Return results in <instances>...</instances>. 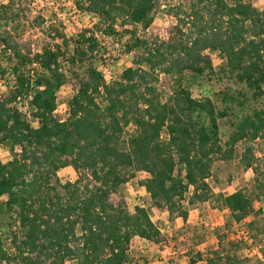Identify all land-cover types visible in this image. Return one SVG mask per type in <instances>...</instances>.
Here are the masks:
<instances>
[{
	"label": "trees",
	"instance_id": "1",
	"mask_svg": "<svg viewBox=\"0 0 264 264\" xmlns=\"http://www.w3.org/2000/svg\"><path fill=\"white\" fill-rule=\"evenodd\" d=\"M161 1L167 0H72L78 11L98 17L108 37L116 35L117 22L132 27L126 52H137L135 67L113 83L88 66L67 102L64 120L54 112L56 93L66 82L59 64L65 53L58 45L35 53L20 49L11 35L19 19L16 3L0 5V46L13 76L0 98V146L11 156L5 163L0 160V215L13 214L17 225L11 232L14 256L0 239V263L126 264L133 238L155 245L166 241L144 209L135 207L130 213L121 200L111 201L122 184L136 172H146L149 178L142 186L151 203L173 215L183 203L208 201L207 180L215 159L230 160L238 143L264 135V108L235 116L225 142L218 124L230 116L234 103L243 106L264 95L262 13L247 0H188L187 11L177 5L183 17L174 13L179 35L148 43L136 36V28L150 27ZM79 39L67 59L72 65L82 64L99 47L88 31ZM205 51L221 56L223 71L242 85L249 99L239 102L237 95L223 92L192 95L191 87L213 73ZM4 74L0 67V77ZM159 74L173 79L164 101L155 87ZM20 100L28 101L36 127L16 106ZM218 103L225 107L219 109ZM251 155L246 147L241 158L245 169L252 166ZM66 167L79 172L74 182L58 180L57 173ZM221 203L230 224L244 223L250 235L246 240L231 237L225 246L198 253L190 264H264L260 258L240 256L242 246L249 249V242L264 234V215L249 221L252 200L241 190ZM179 217L187 218L183 208Z\"/></svg>",
	"mask_w": 264,
	"mask_h": 264
},
{
	"label": "rangeland",
	"instance_id": "2",
	"mask_svg": "<svg viewBox=\"0 0 264 264\" xmlns=\"http://www.w3.org/2000/svg\"><path fill=\"white\" fill-rule=\"evenodd\" d=\"M8 1L0 0V5L7 4ZM247 1L262 13L264 20V0ZM14 2L16 3L15 13L19 15V19L11 28L14 43L23 51L31 53L38 52L43 47H54L55 45L60 46L61 51L65 53L64 57L59 59L60 70L64 73L66 82L56 93L57 106L54 114L58 119H66L67 102L77 89L78 83L85 77L88 66L91 65L101 72L107 83L117 81L125 69L135 67L133 63L137 50L126 52V45L132 41L129 34L132 27H121L119 22L116 23V35L109 36L113 41L119 43V48L115 49L112 47V41L105 40L106 37L108 38L102 34L105 25L98 17L78 11L74 8L72 0H14ZM177 5L181 6V11H187L189 2L188 0L161 1L154 11L150 27L146 30L140 27L136 28V36L145 39L148 43L168 41L178 36V21L174 17V13H179L181 17H183V13ZM171 7L175 9L173 12L170 10ZM86 31L95 36L99 47L91 56H87L82 64L72 65L67 59L69 55H72L76 42L80 40V34ZM63 43H66L67 47ZM204 53L212 59L213 73L191 87L192 95L196 98L212 97L213 94L223 92L228 96L237 95L239 102L244 101V97L249 99L250 95L246 96L242 85L236 84L229 78L228 73L223 71L224 61L221 56L217 52L205 51ZM7 56L2 52L0 46V67L5 69L4 76L0 77V98L13 84ZM172 84L171 77L163 74L158 75L155 87L162 101L170 95ZM16 106L30 125L36 127L37 123L31 115L28 101L20 100ZM217 106L219 109L225 107L221 103H218ZM230 107L228 111L230 116L218 121L219 137L222 142L227 141L233 129L235 116L238 118L244 113L250 112L251 109L264 108V95L257 101L245 102L243 106H239L236 102ZM131 129L128 127L127 131L130 132ZM166 137L165 134H162L163 139ZM246 147L252 149L250 156L252 166L249 169H245L241 163ZM10 158L8 150L4 146H0V160L5 163ZM57 177L61 183L74 182L79 177V172L71 167H66L57 173ZM148 178L149 175L146 172H136L132 179L118 188L117 192L112 195L111 201L121 200L125 209L130 213L134 211L135 207H140L139 204H142L144 206L142 209L148 213L166 242L155 245L137 237L133 238L126 264H190L189 261L196 259L198 253L205 255L225 246L231 237L246 240L250 235L246 233L244 223L230 224V214L221 203L223 197L241 190L252 200L253 211L248 218L249 221L263 217L264 135L253 142L238 143L234 147L232 159L227 161L215 159L213 161L210 177L207 180L210 187L209 199L207 202L193 205L183 203L181 207L187 212L186 220L179 217L182 208H177L175 214L170 215L165 209L153 206L149 195L142 186ZM190 194H192V190L189 191L188 196ZM259 209L262 214L256 213ZM261 220L264 221V218ZM14 221L13 214L0 215V239L4 249L12 256H14L13 247L15 245L12 243L13 234L11 232L17 230ZM220 243H222L221 246ZM249 245V249L242 246L240 256L249 257L252 261H256L257 258L264 260V234H261L255 243L249 242ZM12 264H18V261H12ZM65 264H74V262L66 261Z\"/></svg>",
	"mask_w": 264,
	"mask_h": 264
},
{
	"label": "built area",
	"instance_id": "3",
	"mask_svg": "<svg viewBox=\"0 0 264 264\" xmlns=\"http://www.w3.org/2000/svg\"><path fill=\"white\" fill-rule=\"evenodd\" d=\"M106 41L110 40L112 41V47L115 48V49H118L119 48V43L117 41H113L110 37H106L105 38ZM140 208H144V206L142 204H139Z\"/></svg>",
	"mask_w": 264,
	"mask_h": 264
}]
</instances>
